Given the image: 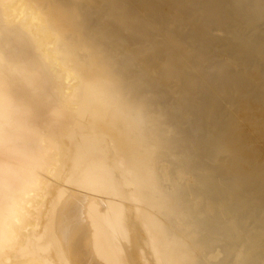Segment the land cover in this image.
<instances>
[{"label":"bare ground","instance_id":"1","mask_svg":"<svg viewBox=\"0 0 264 264\" xmlns=\"http://www.w3.org/2000/svg\"><path fill=\"white\" fill-rule=\"evenodd\" d=\"M5 95L0 264H264V0H0Z\"/></svg>","mask_w":264,"mask_h":264},{"label":"clouds","instance_id":"2","mask_svg":"<svg viewBox=\"0 0 264 264\" xmlns=\"http://www.w3.org/2000/svg\"><path fill=\"white\" fill-rule=\"evenodd\" d=\"M12 100L7 95L0 97V120L5 119L9 115Z\"/></svg>","mask_w":264,"mask_h":264},{"label":"rangeland","instance_id":"3","mask_svg":"<svg viewBox=\"0 0 264 264\" xmlns=\"http://www.w3.org/2000/svg\"><path fill=\"white\" fill-rule=\"evenodd\" d=\"M57 19H58V17H57ZM77 149H78V148H77ZM77 149L75 150V152H78ZM83 151H84V150H83ZM85 151H87V149H85ZM77 154H79V153H75V156H77ZM59 184H61V185L63 184V186H66L65 183H61V182H59L58 185H56V186H59Z\"/></svg>","mask_w":264,"mask_h":264}]
</instances>
